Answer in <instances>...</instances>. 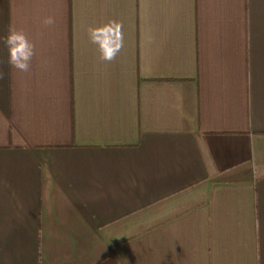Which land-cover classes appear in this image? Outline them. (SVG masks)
<instances>
[{
  "label": "crops",
  "instance_id": "0c3cea01",
  "mask_svg": "<svg viewBox=\"0 0 264 264\" xmlns=\"http://www.w3.org/2000/svg\"><path fill=\"white\" fill-rule=\"evenodd\" d=\"M0 72V264H264V0H0Z\"/></svg>",
  "mask_w": 264,
  "mask_h": 264
},
{
  "label": "clouds",
  "instance_id": "9594fccd",
  "mask_svg": "<svg viewBox=\"0 0 264 264\" xmlns=\"http://www.w3.org/2000/svg\"><path fill=\"white\" fill-rule=\"evenodd\" d=\"M42 23L51 26L55 23V19L48 16ZM87 32L91 43L98 46L102 61H113L124 47L122 24L116 20H109L96 27L89 26ZM3 43L8 49V64L20 72H28L36 51L34 43L26 33L9 26L8 34L3 37ZM3 75V72H0V79H3Z\"/></svg>",
  "mask_w": 264,
  "mask_h": 264
}]
</instances>
